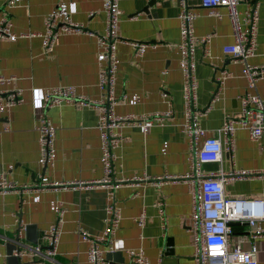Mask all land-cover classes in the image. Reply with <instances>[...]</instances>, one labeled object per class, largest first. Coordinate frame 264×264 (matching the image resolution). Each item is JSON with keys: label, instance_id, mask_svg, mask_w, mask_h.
Masks as SVG:
<instances>
[{"label": "crops", "instance_id": "crops-1", "mask_svg": "<svg viewBox=\"0 0 264 264\" xmlns=\"http://www.w3.org/2000/svg\"><path fill=\"white\" fill-rule=\"evenodd\" d=\"M0 0V19L13 23L12 38H0V76L11 77L0 89L20 88L22 103L0 114V170L20 185L19 192L0 193V264L10 263L6 256L9 240H26V225H34L37 241L42 231L56 221L63 209L61 237L55 259L50 264H88V243L80 231L100 234L106 223V188L97 184L103 176L101 146L96 127L98 112L94 107L76 102L49 108L46 114L55 127L54 165L39 163L38 133L35 119L46 88L72 85L78 94L90 99L100 96L97 86L98 64L96 37L83 33L59 35L51 51H44L38 35L47 13L58 10L73 21L82 23L94 33H102L105 16L103 0H16L9 6ZM119 0L122 11L118 23V74L115 92L120 97L115 111L119 115L165 110L168 101L173 115L162 126L155 125L143 134L140 128L124 127V141L116 149L114 176L129 178L114 191V203L121 219L115 233L114 251H120L124 264L130 263L126 249L142 247L146 264H194V242L191 231L193 197L184 175L188 171V140L182 130L183 76L179 49L180 28L178 0ZM197 12L193 26L197 37L212 34L209 56L203 44L194 48L195 72L198 80L196 108L203 110L216 91L215 76L228 71L220 99L212 104L200 124L206 136H216V129L229 114L240 112L239 96L249 92L264 98V76L254 89H249L241 72V64L230 61L222 47L234 41L233 28L224 7L201 6V0H188ZM257 10V50L251 64L264 65V0H238L241 17ZM93 12L90 16L89 13ZM247 27L242 22V28ZM34 34V35H32ZM126 41L156 43L141 57H136ZM124 96V98H122ZM222 157L204 169L249 171L242 176L224 174V191L232 199H264V132L252 140L249 131L237 128L232 150L223 143ZM57 183L37 188L40 177ZM144 212L146 222L139 227L137 217ZM233 226L228 250L239 242L249 249L255 242L257 264H264V235L255 241L248 235L245 222ZM260 225L264 228V219ZM172 241L168 253L167 240ZM108 251L104 248V257ZM31 256L22 261H30Z\"/></svg>", "mask_w": 264, "mask_h": 264}, {"label": "built area", "instance_id": "built-area-1", "mask_svg": "<svg viewBox=\"0 0 264 264\" xmlns=\"http://www.w3.org/2000/svg\"><path fill=\"white\" fill-rule=\"evenodd\" d=\"M16 0H8L9 6L14 5ZM238 0H201V6L213 9L211 14L221 17L222 14L215 7H224L230 18L233 28L234 41L224 45L222 52L230 61L241 64V72L247 81L249 89H254L258 80L264 76V65L251 64L249 59L256 55L257 50V10L241 17L237 10ZM180 7L178 13L181 53V71L183 76V117L182 130L188 140V171L184 175L190 185L193 197L191 214V231L194 242V264H257L255 254L257 252L255 242L249 249H244L241 243H235L231 250L227 246L230 241L232 228L228 222H245L248 227V235L255 241L264 235V228L260 225L264 219V199H232L228 198L224 191V174L228 176H242L250 174L248 171L235 170L224 173L221 170H205V164L217 163L221 160L223 143L225 148L232 150L237 128H245L249 131L252 140H258L264 132V98L259 95L246 92L239 96L240 112L236 116L227 114L223 124L216 129V136H206V130L200 124V117L207 114L212 104L220 99V93L228 71L221 69L215 76L216 91L211 102L203 109L196 108V94L198 80L195 72L194 48L200 42L204 47V54L209 56V47L212 34L197 37L194 31V20L197 12L189 7L188 0H178ZM105 24L102 33H94L84 27L82 23L73 21L66 13L58 10L47 13L44 17V27L38 35L41 37V45L44 51H51L56 38L61 34L83 33L96 37L98 64L97 86L100 96L90 99L78 94L72 85H59L44 89L42 101L38 106L35 119V129L38 133L39 163L42 167L54 165V142L55 127L51 123L46 111L62 103L76 102L81 106L94 107L98 112L96 127L99 131L101 146V165L103 176L97 184L106 188V223L102 232L91 235L82 229L80 237L88 243V264H117L104 257V248L108 252H114L115 233L121 219L120 208L114 203V191L129 178H117L114 176V161L117 159L116 149L124 141L122 129L124 127L140 128L143 134L148 133L155 125H164L173 115L171 103L165 110L148 113H128L119 115L115 107L120 99L116 95L115 85L118 74L117 43L118 23L122 13L119 0H103ZM93 12H90L91 16ZM242 22L247 27L242 28ZM34 35V34H32ZM16 33L13 31V23L8 18L0 19V38H12ZM131 45L136 57L144 55L149 47H155L156 43L141 41H126ZM11 77L0 76V85L9 84ZM124 98V96H122ZM22 91L20 88L0 89V114L22 103ZM57 183L49 181L41 176L35 184L37 188L55 186ZM20 185L10 180L0 170V193L21 191ZM63 209H58V217L42 231L41 241L27 245L17 237L19 248L13 251L18 257L20 264H50L54 261L61 237ZM146 222L144 212L137 217L139 227ZM130 258L129 264H146V257L142 247L126 249ZM2 254L0 253V257ZM31 256L30 261H22L23 257Z\"/></svg>", "mask_w": 264, "mask_h": 264}, {"label": "water", "instance_id": "water-1", "mask_svg": "<svg viewBox=\"0 0 264 264\" xmlns=\"http://www.w3.org/2000/svg\"><path fill=\"white\" fill-rule=\"evenodd\" d=\"M154 3V0H150L148 2V4L146 6L143 7L142 11L147 12L149 9V6L152 5ZM229 226L233 227L234 225H236V222H228ZM247 226V223H245ZM25 232H26V240H28L29 242H31L32 244H36L37 243V233H36V229L34 225H26L25 226ZM234 233H231V235H233ZM167 252L171 253L172 251H170L169 247L172 246V241L169 239L167 240ZM19 248V241H18V237H16L14 240H9L7 247H6V256L7 259L10 263H15V264H20V260L18 257L13 255V251ZM106 259L117 263V264H124V258L122 256V253L120 251H114V252H107L106 253Z\"/></svg>", "mask_w": 264, "mask_h": 264}]
</instances>
